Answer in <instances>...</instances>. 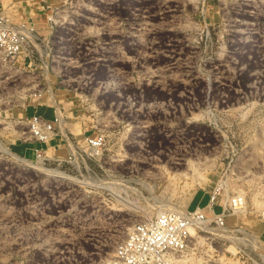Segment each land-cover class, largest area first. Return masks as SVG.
<instances>
[{"label": "rangeland", "instance_id": "374dc122", "mask_svg": "<svg viewBox=\"0 0 264 264\" xmlns=\"http://www.w3.org/2000/svg\"><path fill=\"white\" fill-rule=\"evenodd\" d=\"M0 12L32 28L17 59L0 52V264H107L138 222L198 208L211 220L215 193L216 213L243 199L225 221L238 239L208 223L186 263L264 264L245 242L264 251V0H0ZM41 108L57 119L44 143L29 132Z\"/></svg>", "mask_w": 264, "mask_h": 264}, {"label": "built area", "instance_id": "2783aa9c", "mask_svg": "<svg viewBox=\"0 0 264 264\" xmlns=\"http://www.w3.org/2000/svg\"><path fill=\"white\" fill-rule=\"evenodd\" d=\"M32 31V28H30ZM24 24H12L10 18L0 12V52L7 60H15L28 47L31 34ZM57 119L47 121L40 116H32L29 121V132L36 142H46L55 136L54 129ZM87 146L97 150L99 140L87 139ZM38 153V150H36ZM39 154V153H38ZM38 157H40L38 155ZM71 160V157H69ZM217 194H213L208 204L212 214L209 220L202 209L191 211H166L153 219H147L135 224L126 238L117 246L112 259L107 264H187L184 260L191 237V231L203 230L208 223H213L219 229L226 228L227 217L240 213L236 203L241 197L225 199L216 213L214 203ZM264 219V207L261 210Z\"/></svg>", "mask_w": 264, "mask_h": 264}, {"label": "bare ground", "instance_id": "6f19581e", "mask_svg": "<svg viewBox=\"0 0 264 264\" xmlns=\"http://www.w3.org/2000/svg\"><path fill=\"white\" fill-rule=\"evenodd\" d=\"M27 35L29 36V38H31V35L29 33H27ZM47 92H48V98H50V100L52 101L53 105H54V108H55V111H56V115H57V118H58V121H59V125L61 127V130L63 132V135L65 136L66 140H67V145H68V148L70 151H72L74 149L73 147V144L71 143V141L69 140V138L67 137V134L65 132V130L63 129V116H62V113L59 109V106L57 105V103L54 101V98L52 96V92H51V88L50 86L48 85L47 86ZM0 147L1 149L5 152V153H9V150L7 148H5L1 143H0ZM15 155V154H14ZM15 157L18 159H22L20 158L19 156L15 155ZM77 158V157H76ZM78 159V158H77ZM82 159V158H81ZM23 160V159H22ZM79 161V159L77 160V162ZM81 162V161H80ZM25 164V163H24ZM78 164V163H77ZM80 164V163H79ZM39 166V165H38ZM34 167V166H33ZM36 168V167H35ZM44 168V167H43ZM78 168V167H77ZM79 169V168H78ZM60 173V172H59ZM66 175V174H65ZM67 177V176H66ZM68 178V177H67ZM86 181V180H85ZM91 181V180H90ZM88 179V182L91 183ZM218 188V187H217ZM232 199V198H231ZM230 199V200H231ZM229 200V201H230ZM264 207V206H263ZM208 208V207H207ZM236 208H237V211L238 212H243L244 210V202L243 200H240L238 203H236ZM172 211H178V210H172ZM204 228V227H203ZM210 230V229H209ZM220 232H214L216 235L222 237V238H225L227 240H230V241H236L238 238L234 237V236H231L230 234H228L227 232V228H221L219 229ZM210 231H214V230H210ZM209 232V231H208ZM193 233V232H192ZM245 242L248 246H250V248L253 249V251L257 252L261 257H263L264 259V251L260 248V246L257 244L256 240L254 239H245ZM262 259V258H261Z\"/></svg>", "mask_w": 264, "mask_h": 264}, {"label": "crops", "instance_id": "0c3cea01", "mask_svg": "<svg viewBox=\"0 0 264 264\" xmlns=\"http://www.w3.org/2000/svg\"><path fill=\"white\" fill-rule=\"evenodd\" d=\"M46 112L48 113V114H46ZM56 112V111H55ZM53 112L51 111V110H48L47 111V109L45 110H43L42 108H41V110H39V112H38V114H37V111H36V116H40V117H42V118H44L45 120H47V121H52L53 120V114H52ZM216 204V200H215V203H214V206H216L215 205ZM198 206L199 207H201V203H198ZM208 207V206H207ZM227 219V218H226ZM255 225H257V224H255ZM256 230V234L260 237V238H262V239H264V225H262V226H258V227H256L255 228Z\"/></svg>", "mask_w": 264, "mask_h": 264}]
</instances>
